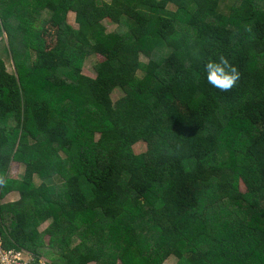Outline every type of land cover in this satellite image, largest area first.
Returning a JSON list of instances; mask_svg holds the SVG:
<instances>
[{"label": "trees", "instance_id": "obj_1", "mask_svg": "<svg viewBox=\"0 0 264 264\" xmlns=\"http://www.w3.org/2000/svg\"><path fill=\"white\" fill-rule=\"evenodd\" d=\"M218 54L240 73L228 91L199 71ZM12 191L4 248L50 264H264L248 202L264 197V0H0V201Z\"/></svg>", "mask_w": 264, "mask_h": 264}, {"label": "rangeland", "instance_id": "obj_2", "mask_svg": "<svg viewBox=\"0 0 264 264\" xmlns=\"http://www.w3.org/2000/svg\"><path fill=\"white\" fill-rule=\"evenodd\" d=\"M103 1H110V0H103ZM67 17H68V20L70 21V23H71L73 26H76L75 23L73 22L74 14H73L72 12H69L68 15H67ZM102 24L104 25L106 31H108V32L113 31L114 28H115V24L112 23V22L109 21V20H104V21H102ZM4 39H5V36H4ZM96 57H97L96 60H97V59H99V60L102 59V56H96ZM140 60H141L142 62L146 61L144 57H141ZM94 61H95L94 58L86 59V60H85V62H84L83 65H82V69H81V71H82V73H83L84 75L89 76V77H94V72H93V70H92V66H93L92 64H93ZM5 65H6V68L8 69L9 72L13 71V65H12V63H11L10 60L6 59V60H5ZM122 94H123V93H122L120 90L115 89V90H113L112 93H111V99H112L113 101H116L117 99H119V98L122 96ZM95 137H97V133L95 134ZM132 149H133L134 153H136V154L141 153V152H143V151L145 150V144H144V143H141V142H138V143H136L135 145H133ZM11 169H12L13 172H14L13 174H16L17 172H19V170H18V166H17L16 163H14L13 166H11ZM35 181L38 182V179H36ZM55 181H56V183H57V180H55ZM57 184H58V183H57ZM239 190H240L241 193H243V192L245 191V188L243 187L242 184L239 185ZM17 198H18V194H16V196H13L12 198H7V199L4 198V199H2V200L0 201V203H6V202L15 201ZM248 202H250V203H252L253 205L258 206V207H260V208H261V207L264 208V197H258V198H256V199H255V198H249V199H248ZM236 208H237L238 210H243V208L240 207V206H238V207H236ZM229 215H230V214H229ZM231 216H232V215H231ZM231 219H232V217H231ZM48 222H49V220L43 222V223L40 225L39 230L42 231V230L47 226ZM249 224L254 225L253 222H252L251 220L249 221ZM261 227H262V229L264 230V227H263V226H261ZM79 228H80V227H79ZM79 230H80L79 233H81L82 230H81V229H79ZM44 240H45V241L47 240V237H46V236L44 237ZM176 261H177V260H176V258H175L174 256H169L168 258H166V259H164L162 262H160V264H175ZM90 264H95V263H90ZM117 264H119V263H117Z\"/></svg>", "mask_w": 264, "mask_h": 264}, {"label": "clouds", "instance_id": "obj_3", "mask_svg": "<svg viewBox=\"0 0 264 264\" xmlns=\"http://www.w3.org/2000/svg\"><path fill=\"white\" fill-rule=\"evenodd\" d=\"M196 59L199 61V71L204 80L214 89L228 91L239 79L240 73L237 67L224 54L208 57L197 55Z\"/></svg>", "mask_w": 264, "mask_h": 264}, {"label": "built area", "instance_id": "obj_4", "mask_svg": "<svg viewBox=\"0 0 264 264\" xmlns=\"http://www.w3.org/2000/svg\"><path fill=\"white\" fill-rule=\"evenodd\" d=\"M0 264H50L47 259L36 257L24 249L4 248L0 239Z\"/></svg>", "mask_w": 264, "mask_h": 264}, {"label": "crops", "instance_id": "obj_5", "mask_svg": "<svg viewBox=\"0 0 264 264\" xmlns=\"http://www.w3.org/2000/svg\"><path fill=\"white\" fill-rule=\"evenodd\" d=\"M16 194H17V192H15V191H12V192H9L8 194H6L5 196H4V198H12L13 196H16ZM3 198V199H4Z\"/></svg>", "mask_w": 264, "mask_h": 264}]
</instances>
